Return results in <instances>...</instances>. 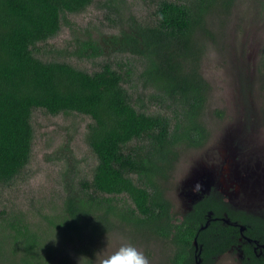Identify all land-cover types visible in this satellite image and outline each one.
<instances>
[{"label": "trees", "instance_id": "16d2710c", "mask_svg": "<svg viewBox=\"0 0 264 264\" xmlns=\"http://www.w3.org/2000/svg\"><path fill=\"white\" fill-rule=\"evenodd\" d=\"M92 1L0 0V184L10 182L29 162L33 109L51 115L88 116L92 123L87 143L97 164L91 182H81L80 193L66 188L59 229L83 240L113 231L116 219L141 235L148 232L168 241L174 248L168 264H195L196 260L212 264L227 249L215 234L226 235L234 228L211 221L199 229L209 212L212 217L223 213L234 217L232 211L221 199L205 196L175 222L162 184L170 178L180 149L200 148L208 140L201 116L209 84L200 73L197 37L207 31L213 10L228 13L236 0H163L153 25L136 27L135 35L123 32L110 40L124 47L122 52L143 57L140 78L146 90H153L149 102L161 106L155 113L137 111L130 104L123 87L130 73L104 63L89 74L64 62H43L34 56L31 48L59 32L63 14L80 13ZM103 52L100 45L85 40L75 54L90 59ZM259 71L264 97V46ZM133 141L135 146L130 147ZM246 216L243 212L237 215ZM262 226L258 222L255 227ZM11 227L12 245L22 253L17 264H52L50 248L28 226Z\"/></svg>", "mask_w": 264, "mask_h": 264}, {"label": "rangeland", "instance_id": "374dc122", "mask_svg": "<svg viewBox=\"0 0 264 264\" xmlns=\"http://www.w3.org/2000/svg\"><path fill=\"white\" fill-rule=\"evenodd\" d=\"M163 0H93L80 13H65L59 32L31 48L43 62H64L89 74L104 63L130 73L123 85L130 104L140 112L155 113L161 106L149 102L152 89L140 78L143 57L122 52L118 39L123 32L151 26ZM186 3L189 0H167ZM207 31L197 37L200 73L209 84L201 121L208 140L200 148H182L170 178L162 184L179 222L192 203L219 191L230 203L258 213L264 219V97L259 71L264 46V2L236 0L230 11L213 10ZM92 40L104 52L85 59L75 52L79 43ZM127 77V78H129ZM29 162L10 182L0 184V264H17L22 256L12 243V224L24 223L53 255L52 264H90L99 248L112 251L131 243L149 264H168L174 248L168 241L119 223L105 235L78 239L59 229L66 188L80 193L81 182H91L97 159L87 143L92 120L78 113L51 115L33 109ZM136 141L130 143L135 146ZM136 182V176L133 177ZM214 264H240L234 252Z\"/></svg>", "mask_w": 264, "mask_h": 264}, {"label": "flooded vegetation", "instance_id": "af4514ba", "mask_svg": "<svg viewBox=\"0 0 264 264\" xmlns=\"http://www.w3.org/2000/svg\"><path fill=\"white\" fill-rule=\"evenodd\" d=\"M205 196H213L215 197L214 200L221 199L223 204L229 207V210L232 211V215L234 216L229 217L227 213H223L222 217H212V212H209L206 224L201 226L199 229V231L204 230L211 221H216L221 225H227L234 228L228 231L226 235H224L223 233L221 235L215 234V237L223 240L222 242L227 245V249L222 254L214 258L212 264H214V262L219 257L230 254L232 252L238 255L240 264H264V219L259 216L258 213L240 209L233 203H230V201L228 202L216 189L210 190ZM205 196L193 202L189 211L192 209L195 203L201 201ZM189 211H187L182 217H184ZM239 212H243L247 216L237 217ZM244 218L246 219V221L244 222V224H242V219ZM258 222L263 225L261 228L255 227ZM195 238L197 240V236H195L194 239ZM193 246L194 252L196 253V251L198 250V244L197 246H195L194 240Z\"/></svg>", "mask_w": 264, "mask_h": 264}, {"label": "clouds", "instance_id": "9594fccd", "mask_svg": "<svg viewBox=\"0 0 264 264\" xmlns=\"http://www.w3.org/2000/svg\"><path fill=\"white\" fill-rule=\"evenodd\" d=\"M88 260L90 264H149L148 257L131 243L121 244L112 251L99 248Z\"/></svg>", "mask_w": 264, "mask_h": 264}, {"label": "water", "instance_id": "95a60500", "mask_svg": "<svg viewBox=\"0 0 264 264\" xmlns=\"http://www.w3.org/2000/svg\"><path fill=\"white\" fill-rule=\"evenodd\" d=\"M202 228H204V227H202ZM194 245L197 246V240H196V238L194 240ZM195 264H200V260H196L195 261Z\"/></svg>", "mask_w": 264, "mask_h": 264}]
</instances>
